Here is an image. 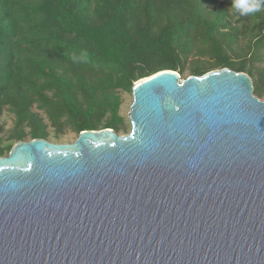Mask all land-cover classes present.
I'll return each mask as SVG.
<instances>
[{
	"label": "water",
	"instance_id": "obj_1",
	"mask_svg": "<svg viewBox=\"0 0 264 264\" xmlns=\"http://www.w3.org/2000/svg\"><path fill=\"white\" fill-rule=\"evenodd\" d=\"M230 67L132 87L131 129L0 156V264H264V99Z\"/></svg>",
	"mask_w": 264,
	"mask_h": 264
},
{
	"label": "trees",
	"instance_id": "obj_2",
	"mask_svg": "<svg viewBox=\"0 0 264 264\" xmlns=\"http://www.w3.org/2000/svg\"><path fill=\"white\" fill-rule=\"evenodd\" d=\"M264 5V0L261 4ZM233 0H0V118L7 109L14 127L0 156L20 140L55 137L69 124L120 131V91L163 69L181 73V54L210 52V66L192 75L230 67L255 77L260 96L264 74V6L238 16ZM211 8V9H209ZM192 37V38H191ZM245 41L233 59L230 51ZM203 48V49H202ZM230 50V51H229ZM43 110L45 118L40 113ZM109 114L105 122L102 119Z\"/></svg>",
	"mask_w": 264,
	"mask_h": 264
},
{
	"label": "rangeland",
	"instance_id": "obj_3",
	"mask_svg": "<svg viewBox=\"0 0 264 264\" xmlns=\"http://www.w3.org/2000/svg\"><path fill=\"white\" fill-rule=\"evenodd\" d=\"M263 1V0H261ZM263 5V3H262ZM264 6V5H263ZM262 6V7H263ZM211 9V8H209ZM194 34H198V36L195 37L193 36L192 40L193 43H195V45L198 46H194V48H192L191 51H189L187 54H181L182 57V65H183V71L180 73V75L182 76V78H185L186 76L192 75V69L198 65V66H203V67H207L210 66L211 63H213L215 61V58L210 54V52L208 51H204L200 53L199 50L201 48V42H200V33L199 31L195 32ZM245 41H240L238 46L233 47V50L230 51L231 56L233 59H236L237 57V52L241 51V47L244 44ZM203 49V48H202ZM257 68H254V75L256 76V78L259 76V74H264V60L256 63L255 64ZM253 82L256 84V79L255 77H252ZM255 87V85H254ZM264 88V86H263ZM255 90V88H254ZM262 94L260 96H257L261 99H264V89L263 91H261ZM120 99H121V106L119 109V113L124 117V128H122L120 131H118L119 134H126L130 131L131 129V121L129 118V111H130V105L133 101V94L132 91H120ZM40 113L43 115V117L45 118V121L48 122L47 118L45 117V113L43 112V110L40 111ZM109 117V114H107L103 119L102 122H105L107 120V118ZM0 122L3 124L4 126V131L1 134L3 141H6L7 137L10 134L11 129L14 127V123H15V116L12 112H9L7 109L3 110L2 116L0 118ZM48 129L50 131V137H48V140L52 141V142H73L77 137H78V133L76 131V129L74 127H72L71 125L67 124L64 129H63V134H61V136L59 138H56L54 135L56 133V129L55 126L53 125H49Z\"/></svg>",
	"mask_w": 264,
	"mask_h": 264
},
{
	"label": "clouds",
	"instance_id": "obj_4",
	"mask_svg": "<svg viewBox=\"0 0 264 264\" xmlns=\"http://www.w3.org/2000/svg\"><path fill=\"white\" fill-rule=\"evenodd\" d=\"M261 0H233L232 10L238 16H249L261 10Z\"/></svg>",
	"mask_w": 264,
	"mask_h": 264
}]
</instances>
